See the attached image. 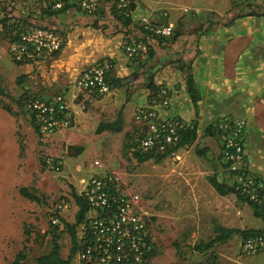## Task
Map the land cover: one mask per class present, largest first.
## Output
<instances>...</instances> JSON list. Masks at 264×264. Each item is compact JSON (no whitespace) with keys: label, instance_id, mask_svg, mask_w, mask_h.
<instances>
[{"label":"rangeland","instance_id":"rangeland-1","mask_svg":"<svg viewBox=\"0 0 264 264\" xmlns=\"http://www.w3.org/2000/svg\"><path fill=\"white\" fill-rule=\"evenodd\" d=\"M244 1L137 0L134 20L138 19L140 23L142 19H147L151 26L156 28L170 27L173 35L179 32L178 24L171 25L173 21L179 20L178 22H183L191 30L195 26L191 21L198 20L201 18L200 15L221 18L232 7L240 6ZM51 2V0H0L2 14L3 9L13 10L10 13L12 18L8 20L7 25L1 23L4 15L0 19V88L2 87L4 93L2 103L8 106L15 103L19 117V140L22 142L20 143L22 151L24 150L20 158L21 171L18 178L13 180V185L16 181V186L7 188L9 192L12 191L7 199L9 207L13 210L11 213L0 211V264H11L19 252H23L25 256L22 264H34L36 258L50 252L53 242L59 245L61 258L67 259L71 251L70 234L61 223V230L64 231L59 234L57 232L54 237L55 230L50 219L55 214L56 207L64 202L67 209L61 212L60 219L68 226L73 225L78 208L72 199V191L78 195L82 188L81 180L86 181L93 175L107 172L118 174L141 198L143 210L149 218V232L155 243V255L151 256L148 264H264V253L251 257L240 254L239 235H234L223 244L215 245L204 254L194 251V246L207 243L215 237L216 225L239 231L264 232V222L254 216L249 205L233 194L224 199L219 198L207 182L211 177L221 181L222 173L218 161L219 145L212 132L213 126L224 118L246 120L245 114L240 116L234 114L239 107L235 100L231 102L229 108L227 105L225 108L220 102L215 105L212 98H209L207 103L208 105L212 103L213 107L209 106L208 109L213 115L207 114L210 119H206L204 115L199 129L198 119L203 117L199 118L198 114L195 116L192 123L197 127L195 142L187 150L160 162L152 159L140 162L134 156L132 133L136 130L135 125L120 137L107 135L99 139L90 135V139L83 142L84 147L61 144L56 141L57 136L45 143L38 138L23 108L16 105V100L8 97L10 89L14 85H19L18 75L12 74L9 69L10 65L17 66L8 55V44L15 31V27L9 24L17 21L20 22L18 24L28 27L53 29L54 19L49 15ZM253 3L264 7L263 0H253ZM157 18L161 20L157 21ZM211 30L212 28L197 38L195 60L198 68L195 74L199 89L204 87L203 66L206 65V60H223L233 66H239V62H246L248 75L250 63L259 62L258 69L264 75V22L243 19L227 27L214 26L215 32ZM125 38L133 40L129 36ZM188 41L190 40H178L173 44L174 50L189 46ZM199 46L201 50H198ZM146 60L136 58L132 62L142 65ZM177 68V65H168L161 73L155 74L160 73L162 78L176 81ZM209 69L212 76H216L213 67L210 66ZM219 71L222 77L225 73L229 77L234 76L233 70L228 68L221 67ZM197 87L195 86L199 102H204L202 111L203 109L206 111V98L202 100L201 96L205 93L202 91L200 94ZM161 88L165 86L162 85ZM76 94L77 92L74 99ZM63 95L68 101L67 95ZM195 107L197 111L198 105ZM224 108L229 113H221ZM87 109L88 105L85 111ZM78 150L82 151L79 155ZM196 150L201 151L203 157L197 156ZM46 158L58 160L62 165L61 173L47 170L44 164ZM95 162L99 165L95 166ZM23 187L33 191L38 198L37 201L21 198L17 189ZM70 264H77L74 256Z\"/></svg>","mask_w":264,"mask_h":264},{"label":"built area","instance_id":"built-area-1","mask_svg":"<svg viewBox=\"0 0 264 264\" xmlns=\"http://www.w3.org/2000/svg\"><path fill=\"white\" fill-rule=\"evenodd\" d=\"M52 10L64 5H75L86 15L97 12L99 0H51ZM131 0H119L117 8H125ZM12 21L15 27L8 44V55L17 66H35L55 57L63 48L64 35L52 28L26 26ZM157 37L169 38L172 28L151 26L147 19L139 23ZM121 49L125 57L147 59V47L134 40H125ZM112 64L96 63L78 74L74 81L77 104L85 110L89 101L85 96L103 97L110 94L108 85ZM83 100H85L83 102ZM82 102V103H81ZM171 107L167 88L152 93L150 103L137 107L133 115L136 130L132 133V152L142 156H176L188 147H180L182 133L191 125L179 117L165 113ZM22 108L31 126L43 142L51 141L57 134L74 128V114L63 94L49 99L26 96ZM246 120L224 118L213 126L219 145L218 161L221 183L229 186L234 196H239L254 206L264 208V178L253 174L245 156ZM178 158V157H177ZM47 170L61 173L62 165L54 158H46ZM95 166L99 164L94 163ZM80 196L88 212L77 227V264H148L154 252V240L149 232L148 215L143 210L141 198L114 172L96 174L81 180ZM67 204L62 202L50 219L54 227L62 229L61 212ZM264 253V232L241 240L240 254L245 257Z\"/></svg>","mask_w":264,"mask_h":264},{"label":"crops","instance_id":"crops-1","mask_svg":"<svg viewBox=\"0 0 264 264\" xmlns=\"http://www.w3.org/2000/svg\"><path fill=\"white\" fill-rule=\"evenodd\" d=\"M136 9L131 14V18L133 22L139 23L138 19L134 20ZM2 17L3 14L0 10V19ZM53 19V29L64 35L62 50L52 59L35 66L15 67L10 65L9 69L12 74L15 73L19 77L17 79L19 85H14L10 89L8 97L16 100V105L18 106L17 99L24 94L41 99H49L61 93L67 95L69 106L74 114L75 128L69 133L57 134L58 140L56 139V141L61 142V144L66 143L70 147H84L83 142L90 139V135L99 139H103L107 135L112 137L123 136L134 125L133 115L135 109L149 104L152 93L164 85L171 95V107L165 115L179 117L192 124L195 116L198 114L199 118L203 117L198 119V129L203 123L204 115H206V119L211 118L208 115H213V112L208 109L209 106H212V103L209 105L207 103L209 98H212V102L215 105H218L220 102L225 108L226 105L229 108L231 102L235 100L239 107H237L234 114L237 116L245 114L246 116L247 127L244 150L248 168L256 176L264 178V75L258 69L259 62L250 63V75H248V70L246 69L248 65L246 62H239V66L241 65L239 67L238 65H228L223 60H206V65L203 66L205 88L199 89L197 87L199 82L195 74L198 66L196 65L197 60H195L196 57L194 56L191 63V72L194 85L199 89L200 94L202 91L205 93L201 95L202 100L206 98V111L203 109L205 111L203 113L202 105L204 102H198V110L195 111L187 93L185 75L178 68V76L175 77L176 81L162 78V74L160 73L163 68L156 71L160 72L158 75L153 73L152 80L156 90L151 91L143 84L145 83L143 79L145 77L141 65L133 63V60H128L122 52L121 45L126 40L123 34L118 33L114 36H107L100 29L91 27L92 20L90 18L77 14L74 15L70 11L66 12V14L53 17ZM243 19H257L264 22V17H246ZM160 20L157 18V21ZM178 21H173L174 23H171V25L178 24ZM237 21L239 20L235 22ZM211 31L215 32L213 27ZM188 48V46L185 47L187 50ZM198 50H201L200 46ZM101 61H107L112 64L110 75L113 79L123 80V86L112 88L110 94L103 97L94 95L85 96V100L89 101L86 104V107L88 105V109L87 111L82 110L79 106L80 104H77L74 100L76 93L74 81L80 72ZM210 66L213 67L216 76H212L213 74L209 69ZM221 67L233 70L234 76L229 77L227 73L223 77L220 76L219 69ZM3 94L1 87L0 211H9L11 213L13 208L9 207L7 197L9 193L12 194V191L9 192L10 190L7 188L9 186L15 188L16 186V181L13 185V180L18 178L21 171L20 158L24 150L22 151V142L19 140V117L15 103L11 106L4 105L2 103ZM225 108L220 112L229 113ZM120 111L122 114V124L119 132L95 133L100 123L113 122ZM81 153L82 151L79 154ZM218 182L221 183V181ZM210 189L213 190L211 186ZM230 195L232 196V194ZM217 196L224 199L229 195L224 197Z\"/></svg>","mask_w":264,"mask_h":264},{"label":"trees","instance_id":"trees-1","mask_svg":"<svg viewBox=\"0 0 264 264\" xmlns=\"http://www.w3.org/2000/svg\"><path fill=\"white\" fill-rule=\"evenodd\" d=\"M264 1V0H263ZM119 0H99V5L97 12L92 15H86L75 5H64L60 10H52L50 6V16L57 17L59 15L66 14V12H72L74 15H82L88 17L92 20L91 27L94 29H100L107 36H114L118 33L123 34L125 37H131L135 42L144 44L147 47V60L141 65L143 68L144 86L149 90L155 91L156 87L153 85V73L168 66L177 65L179 71L185 75V84L187 88V93L190 98L191 104L195 107L199 102V94L194 85V79L191 72V63L197 51V38L209 31L210 28L214 26H229L233 24L236 20H240L246 17H264V7L259 4H254L253 0H245L244 3L237 7H232V9L223 17L217 18L214 15H200L201 18L198 20L191 21L194 23L193 29L189 30V26H186L183 22H178L179 32L174 33L170 39L161 38L155 36L150 31L146 30L139 23L133 22L131 14L135 11L136 0H131L128 2L125 8H117ZM13 11V10H12ZM10 10L3 9V19L2 24L8 23L11 19ZM47 28V27H45ZM188 39L189 48L185 47L174 50L173 44L178 40ZM194 40V42H193ZM191 49V50H190ZM190 55V56H189ZM108 85L111 88L122 87L123 80H116L108 76ZM27 95H22L18 100V107H22V101ZM122 124V114L121 111L117 114L116 119L109 123H100L95 131L96 134H101L103 132H113L117 133L120 131ZM33 128V127H32ZM34 129V128H33ZM35 131V129H34ZM197 127L191 124L183 133L180 147H189L196 140ZM214 135V134H213ZM81 152L78 150L77 155ZM197 156L203 157L201 151H195ZM134 156L140 162H145L147 160H154L160 162L166 158L164 156H142L134 154ZM209 185L213 188L215 193L221 197L233 194L232 189L216 180L215 177L208 178ZM18 194L21 198L27 199L29 201H37V196L33 194L26 188H20ZM237 199L246 203L253 210L255 217L261 219L264 222V208L260 209L254 206L252 203L247 202L243 198L236 196ZM72 199L78 208L75 216V223L68 226L62 219L61 223L64 224V228L69 232L71 237V251L70 256L67 259H63L60 256V248L56 242H53L50 252L47 255H43L34 260V264H70L72 256H74L76 251V233L77 227L82 222L83 218L88 212V207L84 200L72 191ZM53 236L55 234L61 233L64 230H59V228L54 227ZM215 237L208 241L207 243H200L194 246V251L198 254H204L210 251L215 245L223 244L229 241L234 235H239L241 240L262 233V231L247 230L239 231L235 229H227L222 226L216 225L214 227ZM155 255L153 252L152 256ZM25 259L23 252H19L13 259L11 264H22L21 261Z\"/></svg>","mask_w":264,"mask_h":264}]
</instances>
